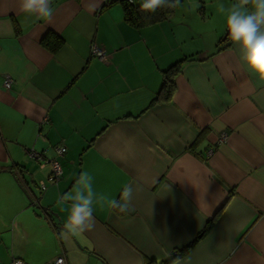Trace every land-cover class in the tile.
Returning a JSON list of instances; mask_svg holds the SVG:
<instances>
[{
	"label": "crops",
	"instance_id": "0c3cea01",
	"mask_svg": "<svg viewBox=\"0 0 264 264\" xmlns=\"http://www.w3.org/2000/svg\"><path fill=\"white\" fill-rule=\"evenodd\" d=\"M232 2L180 0L136 27L116 0H52L50 19L0 0V217L17 222L23 243L11 261L264 264V86L223 40L218 6ZM177 61L171 99L153 103ZM32 149L61 163L44 190L51 166ZM83 171L117 201L126 185L133 193L128 209L96 207L92 230L73 236L71 202L59 201ZM38 219L56 243L46 258L25 251V221Z\"/></svg>",
	"mask_w": 264,
	"mask_h": 264
},
{
	"label": "clouds",
	"instance_id": "9594fccd",
	"mask_svg": "<svg viewBox=\"0 0 264 264\" xmlns=\"http://www.w3.org/2000/svg\"><path fill=\"white\" fill-rule=\"evenodd\" d=\"M132 2L137 3V0ZM179 4L180 0H140V10L155 13L158 9H175ZM54 11L52 0H20V12L26 15L50 19ZM218 11L225 15L229 38L238 47L242 64L264 86V0H233L228 6L221 3ZM93 179L88 171L81 172L72 190L60 198L61 204L71 202L64 224L68 234L77 236L92 230L96 207L129 208L131 185L124 187L122 201H117L97 192Z\"/></svg>",
	"mask_w": 264,
	"mask_h": 264
},
{
	"label": "rangeland",
	"instance_id": "374dc122",
	"mask_svg": "<svg viewBox=\"0 0 264 264\" xmlns=\"http://www.w3.org/2000/svg\"><path fill=\"white\" fill-rule=\"evenodd\" d=\"M0 217V264H11V257L22 249L23 243L20 230L17 228L15 221H1ZM12 224L14 226V234L12 232ZM26 228L29 229L30 237L25 241V251L33 252L34 258H46L54 254L56 251V243H54L51 234L46 230L44 219L37 221H25ZM31 227H34L32 230ZM43 233V236L39 235ZM46 240V244H45ZM58 249V248H57ZM23 250V249H22ZM29 263V262H28ZM40 264V263H31Z\"/></svg>",
	"mask_w": 264,
	"mask_h": 264
},
{
	"label": "trees",
	"instance_id": "16d2710c",
	"mask_svg": "<svg viewBox=\"0 0 264 264\" xmlns=\"http://www.w3.org/2000/svg\"><path fill=\"white\" fill-rule=\"evenodd\" d=\"M116 1L122 5L126 21H128L130 24L136 27L155 23L164 18H167L168 16L172 14L174 10L170 8H163V9H158L155 13H147V12H142L140 10V5H135L129 0H116ZM109 3L110 2H107L104 6H106ZM54 37H55L54 40L49 43V37L46 36L43 38L42 43L45 46L49 47L51 50H53L60 43V38L58 36H54ZM225 41L226 39L224 40V42ZM225 46L226 45H219V49H222ZM181 61H177L175 64H173L172 66H170L168 69H166L163 72L161 86L154 98L153 103L154 102H166L171 99L172 94L175 89V77L180 70ZM209 224L210 222L208 223V225H206L205 230L209 227ZM189 247L190 245L186 247V250Z\"/></svg>",
	"mask_w": 264,
	"mask_h": 264
},
{
	"label": "built area",
	"instance_id": "2783aa9c",
	"mask_svg": "<svg viewBox=\"0 0 264 264\" xmlns=\"http://www.w3.org/2000/svg\"><path fill=\"white\" fill-rule=\"evenodd\" d=\"M90 53L96 58H98L99 60H104L105 58L104 51L101 48H99L97 45H95L94 43L90 45ZM4 86L7 88H10L11 81L9 78H6L4 80ZM55 149H56L57 156L62 155L66 151V147L64 145H59ZM28 153L34 159L43 160L44 163L47 162L51 166V172L49 173L46 181L39 182V188L41 190H44L47 184L55 183L59 180V178L62 176V167H61L60 161L56 157L52 159H46L41 153H38L33 149L28 151ZM11 264H30V263L25 262L18 258H14L11 261ZM46 264H67V263H66L65 256L59 255L54 259V261H52L51 263H46Z\"/></svg>",
	"mask_w": 264,
	"mask_h": 264
},
{
	"label": "water",
	"instance_id": "95a60500",
	"mask_svg": "<svg viewBox=\"0 0 264 264\" xmlns=\"http://www.w3.org/2000/svg\"><path fill=\"white\" fill-rule=\"evenodd\" d=\"M226 37H229V35H228V32L226 31V33L224 34V36H223V40H225L226 39Z\"/></svg>",
	"mask_w": 264,
	"mask_h": 264
}]
</instances>
